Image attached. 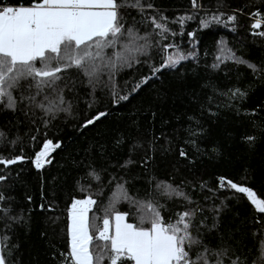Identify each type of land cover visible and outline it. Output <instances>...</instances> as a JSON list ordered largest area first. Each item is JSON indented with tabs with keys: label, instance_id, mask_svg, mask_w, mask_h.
<instances>
[{
	"label": "snow or ice",
	"instance_id": "6c2138e0",
	"mask_svg": "<svg viewBox=\"0 0 264 264\" xmlns=\"http://www.w3.org/2000/svg\"><path fill=\"white\" fill-rule=\"evenodd\" d=\"M190 3L192 12L170 18L162 8L157 7L155 0H0V114L13 118L0 127V185L5 186L4 190H0V264H17L19 245L11 243L9 233L14 231V225L27 223L22 211L11 214L15 198L9 195V191L14 185L8 184L9 180L18 179L19 176L18 172L10 170L11 166L28 159L24 155V137L32 145L36 143L32 128L24 133L20 129L31 125L39 132V128L35 127L37 113H40L39 123L45 129L60 114L71 115L80 100L78 89L81 86L87 89L86 95L90 98L84 101L88 111L81 116L82 122L76 130L95 127L110 114L107 107L103 111L95 107V93L98 90L107 91L109 105H122L134 94H139L152 80L159 79L162 70L175 69L189 58L196 59L195 51L185 52L183 48L182 37L185 35L190 46L196 42L197 30L185 31L187 21L197 19L202 11L199 29L214 24L225 27L231 24V31L235 32L238 16L244 11L243 8L234 9L231 13L221 11L222 3L211 10L205 9L199 0H190ZM251 7L254 11L247 13L254 18L250 34L264 38V31H255L264 23V0L259 6ZM176 27L179 28L178 32ZM177 37L181 39L178 41ZM216 43L217 55L210 65L213 70L231 61L237 66H245L254 80L264 83V61L257 63L237 55L223 38ZM136 67L147 68V74L126 81L124 89H121L117 83L119 74ZM206 87L212 89V95L206 98V104L200 105L201 114L205 110L211 113L216 95L225 97L229 102L248 95L246 90L235 86L227 91H219L211 83ZM258 110L264 111V107L245 110V114L255 116ZM144 111L150 113V122L154 123L156 112L152 111L151 106ZM139 113L137 109L135 114ZM187 120L189 126L183 129L185 142L199 151L196 141L205 130L195 115L188 116ZM129 121L126 127L135 126V135L113 130L111 136L113 147L127 144V158L122 162L119 159L112 162L111 154L107 152V142H92L99 148L104 163L99 168L92 160L85 164V175L77 180L79 191H88V188L80 185L81 179L100 182L102 173H107L108 183H115V187L107 206L103 208L102 227L99 228L96 217H89L91 206L98 201L92 195L71 197L66 210L67 252L59 253V264H68L69 261L71 264H264V218L255 220L262 238L258 256L250 261L244 254V245L235 239L239 229L220 230L223 201L218 205H207L181 191L179 185L174 186L166 181L154 183L151 177L147 180L144 196L140 197L138 193H129L124 186L128 182L122 176L107 172L108 167L126 170L135 163L132 157L145 144L147 148L139 162L147 170L152 160L149 153L155 152L157 141L162 138L166 143H171L166 133L156 135L153 131L141 132L136 120L130 116ZM257 131L264 136V127L257 128L253 121V132ZM149 135L151 139H145ZM257 138L255 134L242 137L249 145L255 144ZM61 143L45 138L39 150L30 158L31 164L36 169L50 164V154ZM17 148L19 154L4 155L16 152ZM85 151L86 155H91V147ZM179 156L186 158L187 153L181 149ZM199 186L201 189L207 187L203 181ZM217 188L230 191L229 199L246 198L258 214H264V198H258L254 189L247 184L221 175L217 177ZM207 190L215 194L214 190ZM161 198L173 201L177 208L167 219L163 213L170 209L160 203ZM26 199L31 202L32 197ZM204 199L207 202L209 197ZM121 201L128 202L130 207L135 206L138 223L127 222L126 217L130 213L117 209ZM39 207L43 208L44 205ZM94 237L104 241L103 245L96 243L98 250L90 247ZM52 257L54 260L57 258L55 251Z\"/></svg>",
	"mask_w": 264,
	"mask_h": 264
},
{
	"label": "trees",
	"instance_id": "16d2710c",
	"mask_svg": "<svg viewBox=\"0 0 264 264\" xmlns=\"http://www.w3.org/2000/svg\"><path fill=\"white\" fill-rule=\"evenodd\" d=\"M199 2L209 10L216 9L222 3L221 11L227 13L243 8V14L238 16L237 30L232 32L231 24L227 27L214 24L209 28L199 29V17L203 15L201 11L197 19L187 21L185 24L186 32L197 30L195 44L190 46L188 37L186 35L182 37L185 52L195 51L196 59L189 58L175 69L162 70L159 79L152 80L139 94H134L122 105H109L107 91L98 90L95 93V107L101 111L107 107L110 114L101 119L95 127L76 130L78 124L82 122L81 116L88 111L84 101L90 98L86 95L87 89L81 86L78 89L80 100L71 115L60 114L45 129L39 123L41 115L37 113L35 127L39 128V132L31 125L20 129V132L24 133L32 128L36 143L32 145L28 138L24 137V155L28 159L11 166L10 170L13 173L18 172L19 176L18 179L8 181V184L14 185L9 191V195L15 198L11 214L15 215L22 211L27 221L25 224L14 225V231L9 233L11 243L19 245L16 251L17 264H59V253L67 252L66 210L72 196L83 198L85 195H92V198L98 201L92 206L89 217L95 216L97 228L102 227L103 208L109 202L115 183L109 184L107 173H102L100 182L81 179L80 185L88 188V191L80 192L77 180L85 175V164L89 160H92L97 168L104 163L99 148L93 145V141L107 142V152L111 154L113 163L118 159L122 162L127 158V144L113 147L111 136L113 130H123L126 135L128 132L135 135V126L126 127L130 124V116L137 121L141 132L153 131L156 135L164 132L171 143H166L162 138L157 141L155 152L149 153L152 160L147 170L139 162L147 148L145 144L144 148L138 150L132 157L135 163L129 165L126 170L108 167L107 172L122 176L128 182L124 186L129 193H138L140 197L144 196V189L148 187L147 180L151 177L154 183L166 181L174 186L179 185L181 191L201 203L218 205L223 201L220 230L238 228L239 233L235 239L244 245V254L250 261L258 256L262 237L255 220L264 218V214H258L244 197L229 199L230 191L217 188V177L223 175L235 182L245 183L254 189L258 198H264V136H260L258 131L253 132V121L257 128L264 127V111L258 110L255 116L245 114V110L264 107V83L254 80L250 70L243 65L237 66L231 61H226L215 70L210 65L217 55L216 42L221 38L237 55L257 63L264 61V38L250 34V25L254 18L247 14L254 11L251 6H259L261 0H199ZM155 3L170 18L184 12H192L190 0H155ZM132 14L135 15V12ZM176 31H179L178 27ZM255 31H264V23ZM179 39L181 38L177 37L178 41ZM147 72V68L143 67L125 70L119 74L117 83L124 89L126 81L139 79ZM209 83L214 84L219 91H227L234 86L240 87L246 90L248 95L244 99L232 102L216 95L212 101L211 113L205 110L201 114L200 105L206 104V98L212 95V89L206 87ZM149 106L157 114L154 123L150 122V113L144 111ZM137 109L140 110L139 115L135 114ZM191 115H195L205 130L196 141L199 151L185 142L183 129L189 126L187 117ZM12 119L9 115L0 114V127ZM165 121L167 123H164ZM98 133L104 135L98 136ZM249 134L258 137L253 145L242 139ZM45 138L51 139L54 143L56 141L62 143L50 154L51 163L42 169H36L30 158L39 150ZM145 139H151V136H146ZM90 147L91 155H86L85 150ZM181 149L187 153L186 158L179 156ZM16 154H19V148L16 152L4 153L7 156ZM201 181L206 182L205 189L200 188ZM4 188V185H0V190ZM207 189L214 190L215 194ZM28 196L32 197L31 202L26 199ZM205 197H209L207 202ZM160 203L166 204L170 209L163 213L166 219L177 211L173 201L161 198ZM39 205L44 207L41 208ZM49 205H52L51 209ZM117 209L130 213L126 217L129 223H138L135 206L130 207L128 202L121 201L117 204ZM208 223H211L210 217ZM97 242L99 245L104 244V241L94 237V243L90 245L93 250H98ZM212 242L215 243V240ZM54 251L57 253L55 260L52 257Z\"/></svg>",
	"mask_w": 264,
	"mask_h": 264
},
{
	"label": "rangeland",
	"instance_id": "374dc122",
	"mask_svg": "<svg viewBox=\"0 0 264 264\" xmlns=\"http://www.w3.org/2000/svg\"><path fill=\"white\" fill-rule=\"evenodd\" d=\"M91 208H92V206H91ZM91 208H90V210H91ZM90 212V211H89ZM128 222V221H127Z\"/></svg>",
	"mask_w": 264,
	"mask_h": 264
}]
</instances>
